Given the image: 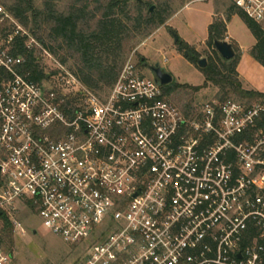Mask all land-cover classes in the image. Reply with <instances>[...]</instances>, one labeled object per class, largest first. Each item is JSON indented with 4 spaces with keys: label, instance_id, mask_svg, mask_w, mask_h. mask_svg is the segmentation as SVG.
I'll return each mask as SVG.
<instances>
[{
    "label": "built area",
    "instance_id": "built-area-1",
    "mask_svg": "<svg viewBox=\"0 0 264 264\" xmlns=\"http://www.w3.org/2000/svg\"><path fill=\"white\" fill-rule=\"evenodd\" d=\"M227 1L264 32V0ZM19 41L42 49L0 32L1 213L26 205L77 264H264V107L186 112L130 65L106 94L71 74L44 85Z\"/></svg>",
    "mask_w": 264,
    "mask_h": 264
},
{
    "label": "trees",
    "instance_id": "trees-1",
    "mask_svg": "<svg viewBox=\"0 0 264 264\" xmlns=\"http://www.w3.org/2000/svg\"><path fill=\"white\" fill-rule=\"evenodd\" d=\"M36 0H2L7 14L29 31L30 36L52 56L59 59L61 64L67 60L74 63V76L78 82L94 94H106L114 85L125 63V56L134 46L133 41L139 36L148 37L159 27L163 26L170 15L166 8L160 7L150 11L153 5L149 1L135 0H42V8L35 6ZM63 5L59 11L58 5ZM133 8L130 12L129 7ZM238 16L255 40L250 50V57L264 68V32L258 24L248 19L233 5L226 8L224 20L213 21L208 27V45L220 40L226 32V23ZM178 50L186 53L187 60L197 65L198 53L183 43L176 41ZM214 47V46H213ZM14 52L25 59L22 68L30 72L33 81L41 82L45 74L38 69L37 60L28 53L22 42L15 43ZM62 53V55H60ZM218 61L226 66L227 73L222 74L214 65L207 64L199 69L204 77L200 87L186 85L164 86L163 92L168 95L188 89L197 93L208 84L219 90L220 102L235 97L244 104H260L264 107V93L242 89L236 77L234 57ZM2 77H0V84ZM188 112L191 103L177 104ZM264 122V113H263ZM2 222L0 235L9 239L12 227L7 218L0 212Z\"/></svg>",
    "mask_w": 264,
    "mask_h": 264
},
{
    "label": "rangeland",
    "instance_id": "rangeland-1",
    "mask_svg": "<svg viewBox=\"0 0 264 264\" xmlns=\"http://www.w3.org/2000/svg\"><path fill=\"white\" fill-rule=\"evenodd\" d=\"M140 1L151 2L153 4L152 11L157 10L158 7L166 8V14L170 16L165 24L150 36L144 38L138 35L133 41L134 46L125 56L124 66L130 65L136 73L148 77L150 74L146 67L157 64L171 75L172 82L169 85L200 87L204 83L200 68L187 60L184 51L177 49L174 41V38L177 37L178 40L198 53L199 60L203 59L205 66L207 64L214 65L222 74L227 73L225 69L227 65L223 67L217 59L220 56L213 45L207 44L208 27L213 21L224 20V12L231 5L227 0ZM35 6L42 8V0H36ZM0 7L7 13L2 0H0ZM57 9L61 11L63 5L59 4ZM129 10L132 12L133 8L130 6ZM12 20L15 24L6 19H0V32L11 31L13 28L19 27L30 35L26 28L13 18ZM259 26L263 30L262 25ZM226 32L218 41L231 45L234 59L236 58L233 62L236 77L241 83L242 89L253 91L255 88L264 91V68L250 57L249 52L254 46L255 40L245 24L238 16H233L226 23ZM41 48L35 50L33 57L37 60L38 69L42 70L47 77V81L43 82L44 85L54 84L55 77L64 76V74L74 75L75 68L72 60L61 64L59 59L52 56L43 47ZM241 75L244 77L245 83L242 81ZM247 82L253 84V88L245 85ZM219 97V90L208 84L197 93H190L188 89H183L166 98L176 105L191 103L192 106H200L205 102L219 100ZM229 99L238 101L235 97H229ZM2 214L12 227L9 239L2 238L0 235V253L8 258L5 264H77L81 253L46 230L26 205L16 203L12 208L3 211ZM13 223L21 226L25 236H19L18 231L14 230ZM1 226L0 220V230Z\"/></svg>",
    "mask_w": 264,
    "mask_h": 264
},
{
    "label": "water",
    "instance_id": "water-1",
    "mask_svg": "<svg viewBox=\"0 0 264 264\" xmlns=\"http://www.w3.org/2000/svg\"><path fill=\"white\" fill-rule=\"evenodd\" d=\"M139 2L140 0H135ZM153 8H150V11H152ZM175 42L177 41V37L174 38ZM213 46L216 52L219 54V56L228 61L231 60L234 57V52L232 50L231 45L221 42V41H213ZM198 67L200 69H203L205 67V61L203 59L199 60L197 63ZM148 73L150 74L151 78L157 84L159 87H164L169 85L172 82V77L169 73L165 71L164 68L159 67L156 65H148L146 67Z\"/></svg>",
    "mask_w": 264,
    "mask_h": 264
},
{
    "label": "crops",
    "instance_id": "crops-1",
    "mask_svg": "<svg viewBox=\"0 0 264 264\" xmlns=\"http://www.w3.org/2000/svg\"><path fill=\"white\" fill-rule=\"evenodd\" d=\"M226 34H227V32H226ZM228 35V34H227ZM230 38V37H229ZM255 43V42H254ZM241 77H242V81L245 83V80H244V77L241 75ZM245 85H247V86H249V87H252L253 88V84H250V83H246ZM253 91H255V92H260V93H264V91H259V90H256L255 88H253Z\"/></svg>",
    "mask_w": 264,
    "mask_h": 264
}]
</instances>
